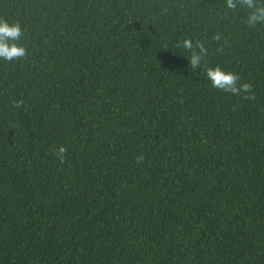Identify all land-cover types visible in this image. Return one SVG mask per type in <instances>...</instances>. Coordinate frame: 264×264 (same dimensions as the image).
Instances as JSON below:
<instances>
[{"label": "trees", "instance_id": "1", "mask_svg": "<svg viewBox=\"0 0 264 264\" xmlns=\"http://www.w3.org/2000/svg\"><path fill=\"white\" fill-rule=\"evenodd\" d=\"M235 2L0 0L26 49L0 59V264H264V22Z\"/></svg>", "mask_w": 264, "mask_h": 264}, {"label": "clouds", "instance_id": "2", "mask_svg": "<svg viewBox=\"0 0 264 264\" xmlns=\"http://www.w3.org/2000/svg\"><path fill=\"white\" fill-rule=\"evenodd\" d=\"M225 3L226 7L229 9L236 6L235 0H225ZM241 3L250 9L247 15L248 24L255 25L257 22H264V0H256L255 3L254 0H241ZM21 34L22 29L19 23H9L0 18V59L5 61L14 60L25 55V47L18 43ZM182 47L191 50L188 61L193 68L198 67L206 52L204 45L197 41L195 42V48H193V41L189 38H185L182 41ZM196 49H198V51ZM205 75L214 88L224 91L235 93L249 87L246 83L240 84L238 87L236 84L237 76L232 72H225L219 66L206 68ZM16 103H19V101ZM65 151L66 149L62 144L55 148V154L61 162L64 160Z\"/></svg>", "mask_w": 264, "mask_h": 264}]
</instances>
